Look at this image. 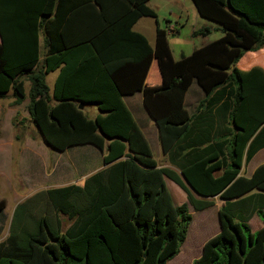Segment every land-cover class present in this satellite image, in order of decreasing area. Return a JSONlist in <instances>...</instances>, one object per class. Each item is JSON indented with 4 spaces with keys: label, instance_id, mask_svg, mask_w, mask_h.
Returning a JSON list of instances; mask_svg holds the SVG:
<instances>
[{
    "label": "trees",
    "instance_id": "1",
    "mask_svg": "<svg viewBox=\"0 0 264 264\" xmlns=\"http://www.w3.org/2000/svg\"><path fill=\"white\" fill-rule=\"evenodd\" d=\"M146 1L0 0V98L10 91L16 104L27 99V119L48 147L92 144L104 165L82 185L39 189L17 202L0 264H165L186 238L187 206L199 211L214 197L218 231L190 264H264V164L240 173L264 147V0H191L221 35L175 60L164 29L153 46L132 30L138 18L155 17ZM248 51L256 60H243ZM159 58L160 83L145 88ZM244 61L251 65L240 68ZM57 67L49 89L45 74ZM191 83L202 98L189 114L183 98ZM140 90L175 169L158 166L121 100ZM78 103L98 113L88 118ZM164 177L186 202L173 203Z\"/></svg>",
    "mask_w": 264,
    "mask_h": 264
},
{
    "label": "crops",
    "instance_id": "2",
    "mask_svg": "<svg viewBox=\"0 0 264 264\" xmlns=\"http://www.w3.org/2000/svg\"><path fill=\"white\" fill-rule=\"evenodd\" d=\"M151 1L152 0H147L146 4L148 5V7H150L155 12V6L150 3ZM166 1L168 2V0H166ZM192 11H193L192 13L194 15V21L198 22L200 25H197V23L194 25H191V28L189 31L190 35L194 37V36L206 34V33H197L196 35H192L193 31H197L199 28H201L203 26L211 28L210 24H207L206 22H201V20H199L200 16L196 13L194 7H193ZM174 16H176L177 18L179 17V15H175V14H174ZM187 19H188V16L186 14L185 15V21ZM176 23L177 22H175V24ZM175 24L173 25L169 22V20L168 21L166 20L165 25L160 26V24L157 21L156 12H155V17H140V18H138L132 24V30L142 34L146 38L148 44L150 46H153L154 42H155L156 29L157 28L164 29L166 31V38H167L168 34L178 33V28ZM177 25H179V23H177ZM41 36H42L41 33H39V40H41ZM208 41H209L208 39H203L202 41H200V43L198 45H194L192 47V49L195 47H199V46L207 43ZM167 43H168V47H169L168 40H167ZM169 50H170V54H171V57L173 60L179 58V56L181 54L187 55L184 53H179V56L177 58H174L172 55V51H171L170 47H169ZM43 53H44V49L40 45L39 46V61L42 59ZM158 62L163 64V63H166V60L164 58H159V60L153 59L151 61L150 65L148 67L147 73L145 75L144 81H143V86L145 88H154L155 86L159 85L160 73H159V68H158V64H157ZM250 65H251V63L248 64L246 61L238 64V66L240 68H247ZM57 73H58V67L55 68L54 70L48 71L45 74V81H46V84L49 87V89L52 88L54 80L57 76ZM27 85H28L27 83H24L25 88H27ZM201 98H202V92H201L200 88L195 83H191L190 86L188 87L187 91L185 92L184 98H183L184 105L187 108L189 114L194 112L196 104L199 100H201ZM2 100H5V102L2 103L1 102ZM13 100H14V98L11 96L10 91L7 92V94L3 98H0V152H7V151L10 152L11 151V153H13L14 151H17V150L25 152L28 150L29 143L33 142V140H34L33 138H31L29 136L27 131H25V133H23V134H20L19 137H14L13 134L11 133L10 127L13 126L14 122H16L19 126H21V124H23V122L28 121V119H27L28 114L26 111V107H24V113H23V109H22L23 104L26 106L27 99H23L19 104L14 103ZM121 100H122L124 106L126 107V109L129 111V113H130L132 119L134 120L135 124L137 125L139 130L142 132L143 136L145 137V139H146V141L150 147L151 153H152L153 157L155 158L158 166H165V167H170V168L175 169L172 165H170L167 162L166 155L161 153V151L159 149V142H158L156 127H155L153 121L149 118V116H148V114H147V112H146V110L142 104V91L140 90V91L133 92L132 94L122 95ZM87 106L88 107H92V106L95 107L96 110L94 112H91L92 115L90 117V118H93L98 113L96 105H94V104H82L81 109H83ZM4 111H5V115L3 117ZM17 115H19L18 118H16ZM3 131H4V133H3ZM25 134H27V135H25ZM16 138H18L19 144H18V147L14 148L13 147V140ZM40 140L42 141L41 137H40ZM74 146L84 147V150H82V152H77L72 156L73 157L72 158V164L75 168V171L79 174L77 178L73 179V177H71V175H70L71 172H70V169L68 166H65V168H63V169L61 167L56 166L53 170L51 169L52 172L48 175V173H49L48 171L50 170V168H48V167H51V164L46 165V162L43 160L41 162L39 161L40 163L38 162L37 167H36V165L33 164L36 162V160H35V162H32L30 160L28 167L29 168L33 167L32 170L34 169V167H36L37 176H34L31 174L30 179L26 178V182H28V181L32 182L36 178V180H43L46 183L47 187L61 186V185L68 184V183H74L77 185H82L83 180L87 175H89L90 173H92L95 170L104 166L102 164V161H101V157H102L101 152L94 145L86 143V144L74 145ZM70 147H67L62 151H66ZM153 148H155V150H156V157L154 155ZM91 156H93L94 158L97 157L98 161H100V163H98L96 165V167L89 169V171H83V170H85V168H87ZM22 162L23 163L25 162L24 158L22 159ZM28 162H29V160H26V163H28ZM252 162H253V164L251 165ZM259 164H264V147H261L260 149H258L251 156V158L245 164L242 165L243 171L240 170V173L243 174L244 176H249L251 174V172L253 171V169ZM247 165H248V169H247ZM45 166H46V169H45ZM45 171H46L47 175H45V173H44ZM51 175H52V177H55L56 179L54 181H51V183H50L48 181V177ZM0 177H2L3 179L10 177V169H8L6 171V170L0 168ZM164 179H166V177H164ZM182 193H184V192L182 191ZM182 193H181V196L183 197ZM184 197H185V194H184ZM213 200H214V203L211 206L206 207L202 210H204L206 212L207 211L210 212V214H208V216H207L208 222L210 224L212 222H215L217 228L215 229L214 227H210L208 229V232H206L205 235H204L203 231H202L203 233H201L200 235H199L200 232H198V234H196L197 237H196V241L194 244V248L197 246L199 248V250H200L202 243L207 238H209L210 236L215 234L219 228L218 219H217V209L221 204V200L216 201V197H214ZM17 202H19V201H17ZM180 202L184 203L186 201L183 202V199H181ZM16 203H13L10 205V211L12 210V208L14 207V205ZM6 206H7V203L5 201V207ZM211 209H212V211H211ZM199 211H201V210H199ZM192 212H194V211H190V213H192ZM192 220H193V217L191 215V221L189 223V226L191 225ZM189 226H188V229H189ZM203 236H205V237H203ZM198 237H199V241H198Z\"/></svg>",
    "mask_w": 264,
    "mask_h": 264
},
{
    "label": "rangeland",
    "instance_id": "3",
    "mask_svg": "<svg viewBox=\"0 0 264 264\" xmlns=\"http://www.w3.org/2000/svg\"><path fill=\"white\" fill-rule=\"evenodd\" d=\"M150 3L155 6L156 18L160 26H164L166 20H169V22L173 25L175 24V22L179 23V25H177V23L175 24L178 28V33L167 35L169 47L172 51V55L174 58H177L179 56V53L189 54L192 47L194 45H198L203 39H208L209 41H211L221 35L219 24L201 17L199 20H201V22H206L207 24H210L211 28H209L206 34L194 37L190 35L189 31L191 25H194L196 23L197 25H200L198 22L194 21V15L192 13L193 5L191 3V0H168V2L166 0H152ZM174 14L179 15V17L177 18L176 16H174ZM186 14L188 16V19L185 21ZM243 57V60L247 58L256 60L257 58V56H255V54L251 51L246 52ZM1 102L4 103L5 100H2ZM22 106L24 113L25 105L23 104ZM95 110L96 109L93 106H87L82 109L83 113L88 118L91 117V112H94ZM4 115L5 111L3 112V117ZM18 117L19 115H17L16 118ZM10 130L14 137H19L20 134H23L25 133V131H27L29 136L34 140L33 142L29 143L28 150L25 152L19 150L14 151L13 153H11V151L0 152V168L6 171L10 169V177L6 179L0 177V197L3 198L7 203L5 209L0 213V243L3 242L7 233V225L11 213L10 205L31 195L36 190L44 189L47 187L46 183L43 180H36V178L32 182H26V178L30 179L31 174L37 176V163L39 161L41 162L44 160L46 162V165L51 164V167H48L50 168V170L48 171V175L56 166L61 167L62 169L65 168V166H68L71 172V177L75 179L78 177L79 174L75 171V168L72 164V156L75 153L82 152V150H84V147L71 146L66 151H57L46 146L45 143L40 140V136L37 130L33 127L29 120L23 122L21 126L14 122L13 126L10 127ZM18 144V138L14 139L13 147H18ZM153 151L156 157L155 148H153ZM23 158L25 159L24 163L22 162ZM26 160H29V162L26 163ZM30 160L32 162H35L36 160V162L33 163L34 165H36L33 170V167H28ZM98 163H100V161H98V158H94L93 156H91L87 168H85V170L83 171H89V169L96 167ZM252 164L253 162L251 163V165ZM241 170L243 171V168ZM44 173L45 175H47L46 171ZM55 179L56 178L52 177V175L48 177V181L50 183ZM164 182L174 204H181V199H183V202L185 201L184 193H182V191L176 184H174L168 178L164 179ZM180 192L183 194V197L181 196ZM218 200L219 199L216 198V201ZM187 208L189 210V213L190 211H193L189 205L187 206ZM190 214L192 215L193 220L191 222V225L189 226V229L187 230L186 238L179 247L178 253L173 258L168 260L165 264H190L191 260L195 258L200 251L197 246L194 248V244L197 237L196 234L200 232V235L204 232L205 235L210 227H214L215 229L217 228L215 222H212L211 224L208 222L207 216L208 214H210V212L201 210L194 211ZM249 224L251 229L255 230L260 226V220L257 216L253 215L249 220ZM64 233H66V231H64Z\"/></svg>",
    "mask_w": 264,
    "mask_h": 264
},
{
    "label": "water",
    "instance_id": "4",
    "mask_svg": "<svg viewBox=\"0 0 264 264\" xmlns=\"http://www.w3.org/2000/svg\"><path fill=\"white\" fill-rule=\"evenodd\" d=\"M81 107H82V103H78L77 108L81 109Z\"/></svg>",
    "mask_w": 264,
    "mask_h": 264
}]
</instances>
